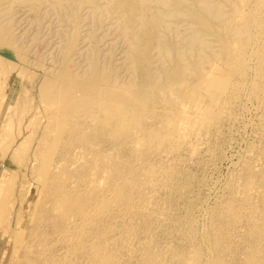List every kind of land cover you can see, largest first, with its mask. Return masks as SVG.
I'll return each instance as SVG.
<instances>
[{
	"label": "rangeland",
	"instance_id": "obj_1",
	"mask_svg": "<svg viewBox=\"0 0 264 264\" xmlns=\"http://www.w3.org/2000/svg\"><path fill=\"white\" fill-rule=\"evenodd\" d=\"M119 1L0 0V264H264V0Z\"/></svg>",
	"mask_w": 264,
	"mask_h": 264
},
{
	"label": "bare ground",
	"instance_id": "obj_2",
	"mask_svg": "<svg viewBox=\"0 0 264 264\" xmlns=\"http://www.w3.org/2000/svg\"><path fill=\"white\" fill-rule=\"evenodd\" d=\"M144 3H146V2H144ZM143 3V0H120L119 1V3H117V6L124 12V14L125 15H127L128 17H127V21L129 22V23H131L132 21H133V19H134V14H135V11H138L139 9L140 10H143V12H145L146 11V4H144ZM148 6V5H147ZM149 8V7H148ZM147 8V10H149ZM153 9V8H152ZM155 10V9H154ZM157 11V10H156ZM149 12V11H148ZM151 12V11H150ZM149 12V13H150ZM155 12V11H154ZM146 13H147V11H146ZM148 13V14H149ZM157 13H158V11H157ZM156 13V14H157ZM137 14V13H136ZM155 14V13H154ZM132 15H133V17H132ZM138 15V14H137ZM140 15H141V13H140ZM140 15H139V17H140ZM153 15V14H152ZM161 15V14H160ZM163 15V14H162ZM161 15V16H162ZM142 16H143V14H142ZM164 16H165V13H164ZM164 16H162V19H163V17ZM136 18V17H135ZM141 18V17H140ZM143 18V17H142ZM159 18H161V17H159L158 16V21H159ZM152 19V18H151ZM150 19V20H151ZM165 19V18H164ZM145 20V19H144ZM152 20H154V19H152ZM151 20V21H152ZM159 23H160V21H159ZM162 23V22H161ZM164 23V25L166 24L165 22H163ZM133 25V24H132ZM163 25V24H162ZM167 25V24H166ZM165 25V26H166ZM164 26V27H165ZM167 27V26H166ZM132 28H134V26L132 27ZM169 28V27H168ZM158 29V28H157ZM134 31V30H133ZM170 32V31H169ZM137 33V32H136ZM136 35V34H135ZM134 35V36H135ZM138 36V35H137ZM158 36V35H157ZM144 38V39H143ZM142 39H141V41L142 42H144V43H147L148 42V39H147V37H143ZM195 39H196V37H195ZM198 39V38H197ZM1 44V43H0ZM175 73V72H174ZM37 88V87H36ZM9 124V123H8ZM10 124H12V122L10 123ZM10 124L8 125V126H10Z\"/></svg>",
	"mask_w": 264,
	"mask_h": 264
},
{
	"label": "water",
	"instance_id": "obj_3",
	"mask_svg": "<svg viewBox=\"0 0 264 264\" xmlns=\"http://www.w3.org/2000/svg\"><path fill=\"white\" fill-rule=\"evenodd\" d=\"M3 55L6 57H10V55L8 53H4Z\"/></svg>",
	"mask_w": 264,
	"mask_h": 264
}]
</instances>
